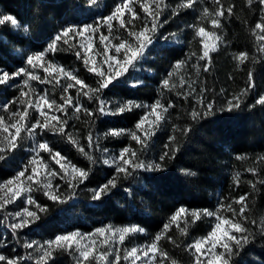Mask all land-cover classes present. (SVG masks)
Masks as SVG:
<instances>
[{"label": "trees", "instance_id": "16d2710c", "mask_svg": "<svg viewBox=\"0 0 264 264\" xmlns=\"http://www.w3.org/2000/svg\"><path fill=\"white\" fill-rule=\"evenodd\" d=\"M117 2L118 0H100L93 5L88 0H0L3 12L13 15L22 26L26 25L29 29L28 32H24L23 27L16 30L7 23L0 26V67L15 71L23 64L19 50L35 52L42 47L46 48L47 43L63 27L93 23L94 19L96 21L98 17L108 15ZM166 2L170 7L160 17L161 21L169 16L180 0ZM221 2L225 8L234 5V14L222 19L221 29H213L209 21L202 23L207 30L218 34L220 45L211 54L209 71L204 72L201 67L199 75L193 73L191 76L197 82V90L202 84L209 89L207 97L214 101L215 113L193 121L187 113L193 107L198 109L199 105L191 97L186 102L177 96V92L187 90V84L181 86L179 80L174 83L170 79L168 88L161 87L162 80L175 62L187 60L191 51H195L197 55L201 53L198 37L187 26L189 23L197 24V14L203 7L213 12L216 5L213 0H199L194 10L181 9L178 16L170 19L159 30L145 60L148 71L131 70L104 90V98L113 102L130 99L149 104L161 99L167 105L171 100L176 107L169 110L166 114L169 118L160 123L156 134L151 137L144 158L158 161L159 155L164 151L163 146L174 134L173 125L190 127L187 136L175 133L176 140L172 144L179 145L175 158L166 161L163 171L138 172L129 178L121 176L116 189L102 200L93 201L89 189L105 183L110 174H113L114 167L103 164L104 155L100 151L87 147L88 133L91 132L94 137L99 136L101 148L107 147L109 152L119 151L130 143L135 145L127 135L105 139L103 134L108 129H134L145 111L133 109L117 116L101 115L92 118L94 124L86 123L89 118L83 113L77 114L81 119L69 120L67 131L97 160L96 164L90 163L66 136L46 131L42 139H46L53 149L66 156L73 164L90 169V174L76 189L75 196L65 203H53L41 192L36 193L37 201L47 211L40 213L39 221L23 230L21 243L27 240L24 236L45 241L57 234L74 230L89 233L106 225H137L144 232L127 241L129 248L148 243L158 233H163L159 246L168 252V264H192L193 256L186 246L195 238L205 236L212 227L213 219L205 216L193 223L188 215L181 223H171L165 231L164 225L169 223L170 217L181 206L190 210L215 211L221 204H232V207L239 209L240 205L233 201L246 195V214L249 219L259 220L264 217V184L259 183L264 180V106L251 107L259 96L264 95V52L258 50L264 42L258 41L253 34L260 12L255 5L249 8L247 0ZM170 32L177 34L178 41L175 38L162 40V36ZM57 44L59 50L49 52L50 59L66 69L76 70L81 79L94 87L97 78L84 68L75 55L76 49L70 46L75 44L78 47L79 40L69 38L68 44ZM240 52L248 53L243 64L233 58ZM203 64L204 62L201 66ZM249 72L252 73L254 87L244 98L240 109L220 111L221 108H226L227 99L246 87ZM132 81H139L138 86L132 87ZM221 89H224L223 93ZM50 91L53 96L58 97L55 89ZM13 92L0 87V96L11 97ZM81 102L88 107H96V103L89 104L85 96L81 97ZM112 106L115 107V103ZM71 111L69 109L70 113ZM25 157L23 150L11 152L9 159L0 163V181L10 178L20 166V159ZM59 184L61 191L67 188L63 181ZM125 188L131 189V195ZM224 213L225 216H232L227 208ZM185 225L187 231L182 233L181 229ZM169 238L176 240L179 247L170 243ZM21 243L12 238L6 224L0 223V254L7 257L26 256L27 252ZM27 264L34 262L28 261ZM50 264H76V260L68 252L58 250ZM233 264H264V239L257 236L253 243L246 245L234 257Z\"/></svg>", "mask_w": 264, "mask_h": 264}, {"label": "snow or ice", "instance_id": "6c2138e0", "mask_svg": "<svg viewBox=\"0 0 264 264\" xmlns=\"http://www.w3.org/2000/svg\"><path fill=\"white\" fill-rule=\"evenodd\" d=\"M96 2L97 0H88L89 4L94 5ZM137 3L139 9L144 13L143 17L136 10ZM198 3L199 0H180V3L171 10L169 16L161 21L160 17L170 7L166 0H152V3H149V0H118L114 5V11L107 16L104 22L119 20L120 27L126 28L128 24L134 26V21H141L142 26L139 31L129 29L128 36L131 40L125 39L116 44L112 55H107L108 48H104L102 55L105 56L104 62L108 64L107 68L103 67V63L98 64L89 55L92 52L91 36L97 30L95 19L93 24H85L83 27H63L54 39L47 43L46 48L42 47L32 54L26 55V64L31 68L21 66L15 71H9L0 67V86L20 89L19 96L12 101L13 104L17 105L16 110L10 112L7 119L5 116L0 115V134H6L2 135V139H0V163L7 161L11 152L18 148L20 142L25 138H31L33 142L29 149L31 156L28 160L23 162L10 178L0 181V193H3V195H0V214H2L0 215V223L6 224L12 238L16 239L18 243H21L20 237L23 230L30 228L31 225L39 221L41 219L40 213L47 211V208L32 195L33 192H42L43 196L53 201V203H65L75 196L76 189L87 180L90 174V169L80 168L73 164L66 156L53 149L46 139L38 140L37 137L42 136L46 131L66 136L90 163H97V160L85 151L84 146L78 143L73 134L67 131L70 119H81V116L77 114L83 113L85 117L89 118L85 122L94 124L95 121L92 118H98L101 115L117 116L133 109L146 110V114H143L136 122L134 129H108L104 132L105 139L127 135L130 141L135 142V145L130 143L122 147L118 155L109 156V149L107 147L101 148L100 137H94L91 132L88 133L87 147L94 151H100L104 155L103 164L114 166L113 174H110V178L105 183L97 188L89 189L93 201L102 200L104 196L109 195L113 189H116L121 176L129 178L138 172L163 171L166 161L175 158L176 152L179 150L178 144L175 146L172 144L176 140L175 133L179 132L181 135L187 136L190 127L181 128L179 125H173L172 132L174 134L169 137V142L163 146L164 151L159 155L158 161L144 158L149 148V141L156 134L160 122L168 119L169 117L166 114L169 113L170 109L176 107L171 100L168 101L167 105L163 104L160 99H156L151 104H143L130 99L113 102L104 98V90L109 89L110 85H113L114 81L124 76L129 69H136L138 61L144 58L149 46L155 42L159 30L170 19L178 16L181 9L194 10V6ZM213 3L216 5V9L210 13L209 9L204 7L200 18L205 19L211 16L212 28L221 29L222 19L230 18L234 14L235 6L229 5L225 8L221 0H213ZM247 5L249 8L255 5L260 12L259 21L254 25L253 34L258 41L264 42V0H247ZM126 12L129 14L127 20L123 19ZM6 23L10 24L13 29L23 27L24 32L29 30L28 26H22L13 15L0 14V26ZM187 27L194 28L195 36L202 38L200 41L202 43V54H191L196 55V63L192 67L196 69L197 75H199L201 67L204 72H208L211 64L210 52L218 50L215 41L219 40L220 37L214 31L206 30L203 26L188 25ZM108 28L111 32L112 25L110 23H108ZM85 32L89 33L85 37L87 43L82 41L78 47L75 44L70 46L76 49L75 55L82 62L84 68L97 78L94 87L81 79L76 74V70H68L64 67L57 68L45 60L46 51L55 52L59 50L57 42L68 44L70 37L74 39L77 36H82ZM162 38L165 41H169L170 38H175L177 41L179 39L175 32H170ZM99 39L103 43L108 37L100 35ZM209 40H212L213 43L210 44ZM81 49H83V52H81ZM122 49L124 50L123 53H121ZM258 50L264 52V43L260 45ZM247 56V52H240L233 58L243 64ZM41 61H45L40 65L43 71L47 73L44 77L36 75L34 71ZM201 61H204L203 66L200 64ZM187 63V60L175 62L166 74V78L162 80L161 87L168 88L173 73L180 69L182 65H187ZM56 72L62 73L67 82L61 84L59 79L51 75ZM21 77H25L23 86L28 88L29 91H24V87H21L19 79ZM52 80L56 81V85L61 90L59 102L55 98H50L46 90L41 93L29 83V81H39L41 84H48L52 83ZM13 81L15 83H12ZM196 83V80L191 79V77L185 80L182 76L180 85L187 84V90L177 92V96L182 97L186 102L191 97L199 105L198 109L193 107L187 113L193 121L215 113L214 101L207 97L209 89L202 84L197 90ZM131 86L136 87L138 84L136 81H132ZM253 87V76L249 72L246 87L227 99L226 108H221L220 111L227 110L231 112L240 109L244 103V98ZM72 89L75 90V95L71 94L70 90ZM85 89L87 90L85 91ZM212 91L214 92L215 89H212ZM220 91L223 93L224 89ZM82 96L88 98L89 104L95 102L96 107L91 108L82 103ZM23 97L30 98L24 100ZM113 103H115V107L112 106ZM256 105L264 106V95L259 96L251 107ZM29 109L37 113L34 118ZM69 109L72 110L71 113ZM7 111L8 102H0V112ZM57 113L62 114V116ZM151 117L155 119L151 120ZM51 121L56 123L51 124ZM146 123L149 124L148 128H145ZM73 127L75 126L73 125ZM22 132L25 133V136H21ZM42 151L48 154L47 159L41 155ZM237 158L240 159V157ZM53 165L58 166V168ZM190 174L195 175V173ZM55 178H59L67 185L64 191H61L59 183H53ZM259 183L264 184V180H260ZM253 188L255 189V185H253ZM125 191L131 195V189L125 188ZM17 200H20L22 207L17 206L18 210H9L8 206L16 204ZM246 201V195H241L233 201V203L240 205L239 209L232 207V204L220 205V208L226 207L231 211V217L221 215L219 208L215 211L207 209L190 210L181 206L170 217L169 223L164 225V230L166 231L171 223L177 221L182 215H190L193 223L205 216L214 218L213 226L207 235L186 246L187 250L193 255L192 264H233L234 257L238 256L246 245L253 243L257 236L264 239V217L259 220H250L249 215L246 214ZM186 231L187 225L181 229L182 233H186ZM143 232L144 229L137 225L122 227L109 225L87 234L74 230L57 234L45 241L23 240L21 246L26 250L27 255L7 257L0 254V264H27L28 261H33L34 264H50L54 253L58 250L66 251L69 255H72L76 260V264H121L122 260L124 264H136L137 261H139V264H168L170 260L168 252L159 247L158 244L163 233H158L154 241L148 245L121 248L127 235ZM106 233L110 235H106ZM97 236L104 237L102 250L97 247ZM169 241L179 247L176 240L169 238Z\"/></svg>", "mask_w": 264, "mask_h": 264}, {"label": "rangeland", "instance_id": "374dc122", "mask_svg": "<svg viewBox=\"0 0 264 264\" xmlns=\"http://www.w3.org/2000/svg\"><path fill=\"white\" fill-rule=\"evenodd\" d=\"M98 2H100V0H97V2L96 3H98ZM149 3H152V0H149ZM204 8V7H203ZM136 10H137V12L139 13V15L141 16V17H143L144 16V13L139 9V4L137 3V5H136ZM203 10V9H202ZM202 10H199L200 12H198V14H197V16H198V22H197V24H195V23H189L188 25H196V26H202V23L203 22H207V21H209L210 22V25H211V16H209L208 18H205V19H201L200 17H201V13H202ZM112 11H114V7H112V10H111V12ZM110 12V13H111ZM210 12V11H209ZM109 13V14H110ZM211 13V12H210ZM0 14H6V13H4L3 12V10L0 8ZM108 14V15H109ZM108 15H106V16H100V17H98L97 18V20H96V24H95V27H96V32L95 33H93L92 34V36H91V42H92V52L91 53H89V55H91L97 62H98V64H100V63H103V67L104 68H107V66H108V64L106 63V62H104L105 61V56L104 55H102V53L104 52V48L105 47H107L108 48V52H107V55H112L113 54V51H114V46L116 45V44H118V43H120L121 41H123V40H125V39H128V40H131V38L128 36V30L129 29H131V30H135V31H139L140 30V28H141V21H134V26H133V24H128L127 26H126V28H121L120 27V23H119V20H113V21H111V22H108V23H110L111 25H112V28H111V32H109V28H108V23H105L104 21L106 20V18H107V16ZM103 18V19H102ZM129 18V14L126 12L125 13V15H124V17H123V19H128ZM90 24H93V23H90ZM85 25V24H84ZM80 27H83V25H81ZM191 28V27H190ZM20 29H22V28H19V29H16V30H20ZM194 32H195V29L194 28H191ZM207 30V29H206ZM91 31V30H90ZM216 33V32H215ZM217 34V33H216ZM89 35V33L88 32H85L82 36H77V37H75V38H77L78 40H79V43H81L82 41L84 42V43H87L88 41L87 40H85V37H87ZM100 35H105V36H107L108 37V39L107 40H105L103 43H101V41H100V39H99V37H100ZM217 36H218V34H217ZM198 37V36H197ZM71 38V37H70ZM198 39H199V42L202 40V38L201 37H198ZM162 40H164L163 38H162ZM155 41H156V39H155ZM134 42V41H133ZM210 44L211 43H213V41L212 40H209L208 41ZM155 43V42H154ZM215 43L217 44V48L219 47V45H220V39L219 40H217V41H215ZM151 46V45H150ZM150 46H149V48H150ZM200 46H201V53H200V55L202 54V43H200ZM149 48H148V50H147V52L144 54V58L143 59H140L139 61H138V64H137V67H136V69L135 70H142V71H148V69H147V67H146V65H145V60H146V58H148V55H149ZM81 52H83V49H81ZM124 52V50L122 49L121 50V53H123ZM18 53L21 55V57H22V60H23V64H22V66L23 67H28V68H31V66H28L27 64H26V61H25V57H26V55H28V54H32L33 53V51H29V50H26V49H24V50H19L18 51ZM192 53H195V51H191V54ZM213 52H210V57H211V54H212ZM190 54V59L188 58L187 59V61H188V63H187V65H182L181 66V68L180 69H178V70H176L174 73H173V76L170 78L171 80H173V82L174 83H176V80L178 81H180V79H181V77L183 76L184 77V79L185 80H187L189 77H191L192 76V74L193 73H196V69L195 68H193L192 67V65L193 64H195L196 63V55H191ZM45 60L47 61V62H50V63H52L53 64V66L54 67H57V68H59V67H63V66H61V65H59V64H57L56 62H54L53 60H51L50 59V57H49V52H47L46 51V57H45ZM202 62H204V61H201L200 62V64L202 63ZM43 63H45V61H41L38 65H37V68L34 70L35 71V74L36 75H38V76H41V77H44L45 75H47V73H45L44 71H43V68L40 66L41 64H43ZM90 66H91V64H90ZM21 67V66H20ZM19 68V67H18ZM65 68V67H64ZM17 69V68H16ZM66 69V68H65ZM69 70V69H68ZM132 69H129V71H131ZM128 71V72H129ZM127 72V73H128ZM52 76H54V77H56V79H59L60 80V83L61 84H64V83H66L67 81H66V79H65V77L63 76V74L62 73H58V72H56V73H52L51 74ZM50 79H51V77H49ZM20 79V85H21V87H24L23 86V79H25V77H21V78H19ZM137 82V84L139 83V81H136ZM12 83H15V81H13ZM29 83L32 85V87L33 88H35V89H37L39 92H41V93H43L45 90L47 91V93H48V95H49V97L50 98H55V99H57V101L59 102V97H60V92H61V90H60V88H59V86L58 85H56V81L55 80H52V83H48V84H41L39 81H29ZM1 88H6V89H9L10 91H14L13 92V96H11V97H7V96H0V102H4V101H7L8 102V111L7 112H0V115H3V116H5V118L7 119V117L9 116V114H10V112H12V111H15L16 110V108H17V105H15V104H13L12 103V101L16 98V97H18L19 96V88H16V87H6V86H0ZM55 89V91L57 92V95H58V97L56 98L55 96H53L52 95V92L50 91V89ZM24 91H29V89L28 88H26V87H24ZM70 92H71V94H73V95H75V90L74 89H72V90H70ZM30 96H31V93H30ZM30 97H23L22 99H24V100H28ZM161 100V99H160ZM161 102L163 103V101L161 100ZM149 104H151V103H149ZM164 104V103H163ZM145 112H144V114H146V110L145 109H143ZM29 112L31 113V115H32V117L34 118L36 115H37V113L36 112H34L32 109H29ZM58 115H61L62 116V114H60V113H57ZM151 120H154L155 118L154 117H151L150 118ZM162 122V121H161ZM160 122V123H161ZM51 124H55L56 122L55 121H51L50 122ZM159 126H160V124H159ZM149 127V124L148 123H146L145 124V128H148ZM153 127H155L154 125H153ZM159 128V127H158ZM37 131H39V130H37ZM2 135H6V134H0V139H2ZM21 136H25V133H21ZM42 136H38L37 137V139L38 140H41L42 138H41ZM32 140H31V138H25L23 141H21L20 142V146L18 147V148H16L14 151H17V150H23L24 151V153H26V157L25 158H23V159H20V165L23 163V162H26L27 160H28V158L31 156V153H30V151H29V149L31 148V146H32ZM24 144H26L27 146H23ZM14 151H12V152H14ZM118 153H119V151H114V152H109L108 153V155L109 156H111V155H118ZM41 155L43 156V157H45V159H47L48 158V154L47 153H45V152H41ZM54 167H57L58 168V166H55V165H53ZM111 166V165H110ZM112 167H114V166H112ZM41 178H43V176H41ZM60 181H62V180H60L59 178H55L54 180H53V183L55 184V183H59ZM73 183H75V181H73ZM36 193H38V192H33L32 193V195L36 198ZM42 193V192H41ZM0 195H3V193H0ZM17 206H21L22 207V205H21V202H20V200H17L16 201V204H13V205H9L8 206V209L9 210H18V207ZM219 208V210H220V214L221 215H223V216H225V213H224V211H225V208H220V206L218 207ZM217 208V209H218ZM188 217V215H182L181 217H179L178 219H177V221H175V222H172V223H181V222H183L186 218ZM213 220H214V218H212ZM107 226H109V225H106V226H102V227H107ZM112 226H114V225H112ZM128 226H131V225H128ZM212 226H213V222H212ZM114 227H122V226H114ZM227 227V226H226ZM99 228H101V227H99ZM98 229V228H97ZM96 230V229H95ZM95 230H93L92 232H95ZM79 231V230H78ZM210 231V230H209ZM80 232H82V231H80ZM92 232H89V233H92ZM82 233H85V234H87L86 232H82ZM137 234H139V233H135V234H129V235H127L126 236V238H125V241H124V244H123V246H121V248L123 249V247H127V248H129L128 247V243H127V241L132 237V236H134V235H137ZM106 235H110V234H108V233H106ZM164 235V234H163ZM163 235L161 236V238L163 237ZM207 235V234H206ZM205 235V236H206ZM27 238V240H29V239H31V240H37V239H32V238H29L28 236H24V238ZM204 237V236H203ZM199 238H201V237H199ZM199 238H195L194 240H196V239H199ZM155 239V238H154ZM154 239L153 240H151V241H149L148 243H143V244H136L135 246H133V247H142V246H144V245H148V244H150V243H152L153 241H154ZM96 240H97V247L99 248V249H103V240H104V237H99V236H97L96 237ZM194 240H192L191 242H190V244L194 241ZM39 241H41V240H39ZM158 244H159V242H158ZM160 247V246H159ZM130 248H132V247H130ZM192 254V253H191ZM193 256V255H192ZM121 262H123V260L121 261ZM136 264H139V261H137L136 262Z\"/></svg>", "mask_w": 264, "mask_h": 264}]
</instances>
